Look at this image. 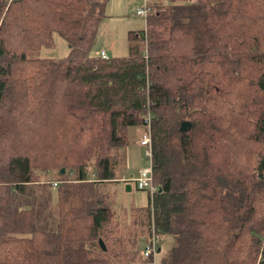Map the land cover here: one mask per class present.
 Here are the masks:
<instances>
[{"label": "trees", "instance_id": "1", "mask_svg": "<svg viewBox=\"0 0 264 264\" xmlns=\"http://www.w3.org/2000/svg\"><path fill=\"white\" fill-rule=\"evenodd\" d=\"M106 1L0 0V264H155L151 222L159 264H264V0H146L102 58ZM146 114L160 190L122 233L102 187Z\"/></svg>", "mask_w": 264, "mask_h": 264}, {"label": "rangeland", "instance_id": "2", "mask_svg": "<svg viewBox=\"0 0 264 264\" xmlns=\"http://www.w3.org/2000/svg\"><path fill=\"white\" fill-rule=\"evenodd\" d=\"M142 0H107L105 6L106 17L100 21L97 28L96 42L91 48V53L96 54L99 47L103 46L110 56L123 55L127 52V30L141 29L144 26V17L135 14L137 5H140ZM165 2V0H160ZM65 41L57 34H54L53 42L50 45H40L33 50L32 55L40 58L61 57L67 53ZM129 139L128 145L120 155V162L115 170V179L113 181L103 183V190L109 195L111 208L114 212V221L118 222L117 227L124 233L125 224L130 222V211L132 207H144L147 203L146 190L136 189L131 182H123L118 178L122 175L129 176L137 174L136 170L147 164L149 158L145 157V146L140 145L139 137L142 133V127L139 125H131L128 128ZM53 172L47 173L48 176L43 178L54 179ZM89 172L86 174L88 175ZM90 174V173H89ZM43 175V174H42ZM41 175V176H42ZM129 184L130 190H126L124 185ZM51 189L55 190L52 186ZM54 199V198H53ZM114 231H117L114 228ZM171 235L163 234L160 236V251L154 257L155 264H159L161 254L171 245ZM140 245L143 243L140 241ZM142 248V247H141Z\"/></svg>", "mask_w": 264, "mask_h": 264}, {"label": "built area", "instance_id": "3", "mask_svg": "<svg viewBox=\"0 0 264 264\" xmlns=\"http://www.w3.org/2000/svg\"><path fill=\"white\" fill-rule=\"evenodd\" d=\"M142 3L138 5L135 9V14L140 15L144 17L149 11V6L146 2V0H142ZM98 54L102 58H107V54L103 49H100L98 51ZM149 120L150 116L148 114L145 115L144 121H146V127L142 128V133L139 137V144L145 146V157L149 158V162L147 164H144L143 166H140L136 172L137 174H130L129 176L122 175L118 179L130 183L139 190H146L147 194L149 195V198L152 197L153 193H155L158 189V186L154 184L152 181V172H151V157H150V129H149ZM91 176L87 179L91 180L94 174L91 172ZM49 183L55 187L58 184V181L55 179H50ZM150 231L149 234L146 237V240L144 241V244L142 245V254L143 256L147 255H153L156 252V249L158 248L159 244V233L156 232V229L153 227V223H150Z\"/></svg>", "mask_w": 264, "mask_h": 264}, {"label": "water", "instance_id": "4", "mask_svg": "<svg viewBox=\"0 0 264 264\" xmlns=\"http://www.w3.org/2000/svg\"><path fill=\"white\" fill-rule=\"evenodd\" d=\"M189 124H190V121H189V120L181 121L180 124H179V126H178V128H179L180 130L184 131V129H187V127L189 126ZM62 170H63V168L61 167V168H60V171H62ZM124 187H125L126 190H130L129 184H125ZM159 190H160V187L158 186L157 191H159ZM97 242H98V244H99L101 250H104V249H105V244L102 243L101 238L98 237V238H97ZM159 250H160V248L158 247V248L156 249V251L158 252Z\"/></svg>", "mask_w": 264, "mask_h": 264}, {"label": "crops", "instance_id": "5", "mask_svg": "<svg viewBox=\"0 0 264 264\" xmlns=\"http://www.w3.org/2000/svg\"><path fill=\"white\" fill-rule=\"evenodd\" d=\"M137 6H138V5H137ZM126 42H127V38H126ZM100 49H103V50L105 51V53L107 54V56L110 55L109 52H107V50H106L103 46L99 47V50H100Z\"/></svg>", "mask_w": 264, "mask_h": 264}]
</instances>
